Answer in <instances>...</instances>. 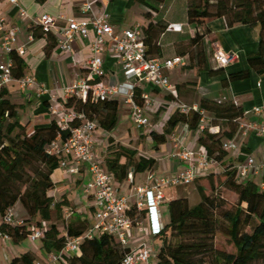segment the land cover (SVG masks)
I'll return each instance as SVG.
<instances>
[{"label":"trees","instance_id":"1","mask_svg":"<svg viewBox=\"0 0 264 264\" xmlns=\"http://www.w3.org/2000/svg\"><path fill=\"white\" fill-rule=\"evenodd\" d=\"M137 1L148 8L145 13L148 22L143 26L147 53L159 57V38L168 25L163 20H151L156 9L150 1L163 0ZM217 18H223L228 27L236 23L259 26L258 50L248 53L246 60L249 68L264 73V0H187L188 22L195 24L197 28L204 25L203 28H196L189 38L188 54L191 63L188 66H192L194 61L195 66L206 68L209 74L225 72L222 67L207 68L204 51L200 47L203 37L209 32L205 23ZM193 48H197L195 53L191 52ZM11 56L14 60L13 75L20 78L24 75L23 59L15 52ZM248 76L249 69L239 70L228 73L226 81ZM141 92V86L136 85L134 96L139 103H142ZM198 104L211 117L205 129L200 131L199 143L210 157L221 162L228 154V151L222 149V143L234 137L239 123L245 120L244 110L232 100L217 101L202 97ZM63 105L66 110L83 114V117L70 121L71 128L89 119L94 120L97 127L110 131L118 121V101L115 99L82 101L68 96L63 100ZM18 106L10 98L7 87L0 86V216L3 218L17 202L26 212L22 225H11L3 221L0 229L10 234L15 242H20L32 228L40 227L42 221H50L51 224L44 228L43 247L47 251H60L68 237L85 232L88 224L86 221H80L76 225L66 224V233L60 234L57 222L68 200L62 197L51 207L53 198L49 192L55 187L51 179L52 171L59 167L61 158L46 151L59 132L58 124L54 120L49 126L37 127L27 133L25 125L17 120ZM199 118L197 112L184 114L176 109L166 121L162 133L150 131L154 145L166 142L167 136L178 124L198 129ZM211 126H218V132L210 133L208 128ZM68 133L69 129L63 131L62 138L65 139ZM108 149L101 163L118 182L127 179L130 172L135 176L152 170L156 165L154 158L137 156L135 149L120 143L111 142ZM221 173L224 176V187L237 196L234 208H224L223 199L217 193H207L202 184L197 185L200 200L195 205H189L186 197L168 200L161 211L164 228L156 235L162 241L156 264H207L206 258L209 256L219 264L264 263V188L260 187L258 180L238 182L234 163L225 164L224 169L211 171L206 177L211 178L210 174ZM204 177L202 175L196 179L202 180ZM129 214L134 217V209ZM218 217L226 224L223 229L218 227ZM217 231L229 238L235 252L221 251L214 247ZM128 250L129 247H122L114 237L100 234L82 242L79 246L80 254H64L61 261L62 264H121L124 253ZM10 264L36 263L30 252H24L14 257Z\"/></svg>","mask_w":264,"mask_h":264},{"label":"crops","instance_id":"2","mask_svg":"<svg viewBox=\"0 0 264 264\" xmlns=\"http://www.w3.org/2000/svg\"><path fill=\"white\" fill-rule=\"evenodd\" d=\"M91 4V11L84 12L81 9L80 0H17V3H12L10 0H0V11L7 20L6 27L14 30L16 34L15 46H23L25 50L21 56L24 62L23 74L30 75L36 80V85L30 89L20 88L16 81L6 85L10 98L19 105L17 119L25 125L28 133L37 127L49 126L54 120L58 122L59 115L52 114L50 107L57 103H63V100L67 98L65 88L74 79L84 75L85 62L92 55L91 45L95 39V33L89 27L85 37L78 35L73 40L71 49L63 51L56 43L57 32L45 33L40 29L38 24L40 15L43 13L51 14L58 17L60 24H65L67 19L88 21L93 16L107 13L115 35H119L124 29L137 24L147 25L148 19L145 13L148 8L137 0H91ZM21 10H23V14H21ZM159 18L170 25L160 35L161 55L159 57L168 58L179 54L184 56L186 65L166 71L174 86V94L158 87L134 83L125 77L119 55L113 49L110 38L105 37V43L100 54L104 74L96 82L118 83L122 95L115 98L118 101L116 126L110 131L98 126L94 132L93 154L100 162L104 160L111 142L137 149L131 143L135 138L134 132L136 130L131 128L135 125L130 119V106L125 101V95L136 84L141 86L142 91L147 92L151 97L152 102L143 105V110L150 121L152 117L154 118L153 128L156 133L164 131L166 121L177 109V103H187L184 100L192 99L191 102L193 103H199L202 97L217 101L232 100L243 110H249L264 101V73L249 68L246 60L248 53L258 50L260 30L258 25L249 26L236 23L228 27L223 18L207 21L205 25L209 28V32L202 39L207 68L216 67L212 60V53L216 49L232 52L236 57L234 63L224 68L223 74H209L206 68L195 66L194 61L192 66H188L191 62L186 46H188L189 38L197 28L196 25L184 23L177 18L169 19L168 15H161L154 11L151 20L156 21ZM176 23L180 24V29L171 27L172 24ZM185 27L187 30H184ZM203 27L204 25H200L197 29ZM167 33H172L171 39L163 43L162 38ZM2 40L3 33L0 31V63H7L10 55L4 51ZM211 50L212 53H210ZM244 69H249L247 78L226 81L228 73ZM39 86H44L49 92L47 94L39 93ZM192 93L191 98L189 95ZM172 105L175 106H173V110ZM248 122L264 123V118L249 114L245 116L242 123ZM218 130V126L208 128L210 133L218 132ZM200 134L198 129H190L186 124L175 126L171 134L167 136L166 142L159 145L151 144L152 150L148 157L156 160L155 167L135 176L130 172L131 179L128 176L122 182L114 179L113 186L117 193L129 196L135 186L150 185L154 178L172 175L180 171L184 168L185 163L176 155L175 139H180V142L188 149L203 150V146L199 143ZM232 140L237 143L239 150L236 147L234 150L228 151L227 156L221 162L209 167L211 168L210 171L212 169L217 171L228 163H244L249 156L254 157L257 161L264 160V137L257 135L254 131L245 132L238 128ZM75 165L72 159L68 160L69 168H73ZM205 171L199 170L198 172L205 175L207 173ZM89 178L90 175L84 165H80L77 172H71L68 168L60 166L52 171L51 179L55 187L49 192V195L52 196L54 204L62 197L68 200V204L62 208L65 217L67 212H71L66 217V224L79 223L80 221H86L88 225L93 224V199L84 192V185ZM251 179L260 182L262 176L251 174L248 180ZM176 188L167 187L165 189V199L160 207L161 211H163L168 200L181 197ZM133 202L134 198L132 197L130 204L132 205ZM14 211L17 220L25 218V209L19 202L14 206ZM134 217L135 222L127 232V246L131 249L142 244L150 246V240L156 236L151 233L146 211H135ZM139 217L141 218L138 219ZM64 233L66 232L64 231ZM38 240L31 241L27 236L20 242L0 238V259L5 258L6 263L10 264L14 257L24 252H30L34 256L35 263L39 264L46 262L49 255L59 253V251H47L43 247L42 239Z\"/></svg>","mask_w":264,"mask_h":264},{"label":"built area","instance_id":"3","mask_svg":"<svg viewBox=\"0 0 264 264\" xmlns=\"http://www.w3.org/2000/svg\"><path fill=\"white\" fill-rule=\"evenodd\" d=\"M80 1L82 11H91V0ZM10 2L17 3V0H10ZM23 13V10H21V14ZM38 24L45 33L51 31L58 33L55 38L56 43L63 51L71 49L72 42L78 35L85 37L89 27L95 33V39L91 45L92 55L85 62L84 75L81 78L74 79L65 88L67 97L74 96L82 101H87L88 99L104 101L115 99L122 95L118 83L96 82L104 74L100 54L105 43V37L110 38L113 49L118 53L125 77L134 81V83L158 87L174 94V86L169 80L166 71L186 65L184 56L179 54L168 58L150 56L147 53V47L144 42L143 26L139 24L124 29L121 34L115 35L107 13L93 16L88 21L67 19L65 24H60L58 17L43 13L38 19ZM6 25L7 20L0 11V31L3 33L2 47L10 55L7 63H0V86H6L16 81L22 89L33 88L36 85V80L32 76L23 75L20 78H15L13 75L14 60L11 55L15 52L18 56H22L25 50L23 46H15L17 39L15 31L8 29ZM171 27L180 29V24H172ZM235 59L236 57L232 52L221 49H216L212 53V60L216 67L225 68L234 63ZM136 85L125 95V101L130 106V119L133 124L137 128L146 129L151 126V122L144 114L143 105L150 104L152 100L147 92L142 91L140 94L142 103L137 102L134 96V87ZM38 92L47 94L49 91L44 86H39ZM177 109L184 114L190 112L199 113V131H203L211 120L207 112L195 102H179L177 103ZM50 111L54 115H59L57 122L59 132L46 151L49 154L59 155L61 158L59 166L68 168L71 172H77L80 165L86 167L90 178L84 185V192L93 199L94 222L92 225H88V229L80 235L68 237L59 253L49 255L46 262L39 264H62L61 259H63L62 256L64 254L75 255L82 242L100 234L110 235L122 247H128L127 232L135 222V217L129 214L132 207L136 212L146 211L151 233L154 236L158 235L164 228L160 207L165 199V189L167 187L188 185L198 176L204 175L199 174V170H206L217 163L204 149H188L177 138L175 139L176 155L185 163L184 168L175 174L154 178L153 183L150 185L135 186L129 196L122 195L117 193L113 186V175L93 154L94 132L97 128L96 122L88 119L71 128L69 125L70 121L83 117V114L74 110H66L63 103L52 105ZM249 114L264 118V101L249 110H244L245 116ZM239 128L245 132L248 130L254 131L257 135L264 137V123H239ZM68 129L69 133L63 139L61 133ZM236 147L237 143L232 139L222 143V149L225 151L234 150ZM69 159H72L76 164L73 168L68 167ZM234 168L237 172L238 182H242L243 179L248 180L251 174L261 175L260 187L264 188V160L257 161L254 157L249 156L244 163H234ZM128 176L131 179V174ZM132 197L134 202L131 205L130 199ZM70 214L71 212H67L66 217ZM3 221L11 225L23 224V220L16 219L14 207L8 209L2 218ZM45 227L44 224H41L40 227L32 228L27 237L31 241L43 239ZM0 238L5 240L12 239L10 234L1 229ZM151 251L152 247L146 244L132 249L129 248L124 253L121 264H147L150 260Z\"/></svg>","mask_w":264,"mask_h":264},{"label":"rangeland","instance_id":"4","mask_svg":"<svg viewBox=\"0 0 264 264\" xmlns=\"http://www.w3.org/2000/svg\"><path fill=\"white\" fill-rule=\"evenodd\" d=\"M151 3L154 5V7L156 9L155 10L156 13L159 12L161 15H163V14L168 15L169 19L170 18H177V19L182 20L184 23H187V24L189 23L187 20V0H163L162 2L151 1ZM157 20H160V18ZM184 30H187V27H185ZM171 34L172 33H167L165 36H163L162 42L166 43L167 41H170ZM186 39H188V38L186 37ZM186 47L190 48V46H186ZM200 47H202V49H203L202 43L200 44ZM196 50H197V48H193L191 50V52L195 53ZM210 53H212V50L210 51ZM210 53H208V54L210 55ZM189 96H191V98H192L193 93ZM184 101H186L187 103H192L191 102L192 99L184 100ZM173 106L174 105H172V110L175 107V106L174 107ZM153 121H154V118L152 117V120L150 121L151 126L146 128V129H141V128L137 129V127L135 128V126H131L132 129L136 130L134 132L135 138H134V140H132L131 143H132L133 147L137 148V149H135L137 151V156L148 157V154H150V151L152 150L151 144L153 143V141H152L150 131H152V129L154 131ZM131 149H133V148H131ZM237 150H239V147H237ZM108 151H109V149H107L105 156L107 155ZM210 169L211 168L206 169L205 173L206 172L207 173L204 175L205 177L208 173H211V171H214V169H212L211 171H210ZM221 169H224V166L221 167L219 170H221ZM209 176H211V178H207V177L205 178L204 177V178H202V180L196 179L188 185L178 186L176 188L177 193L181 197H186L189 205H195L200 200L197 185L202 184L206 187L207 193H211L212 195H216V193H217V195L223 199V207L224 208H227V209L234 208L236 201H237V196L232 190L226 189L224 187V185H223V181H224L223 174L222 173L221 174H210ZM247 181H248L247 179H243L242 183H246ZM53 206H54V202L52 203L51 207H53ZM140 218L141 217H139L138 219H140ZM1 219H2V217L0 216V223L2 221ZM41 223L44 224L45 226L51 224V223H48V221H42ZM74 224L76 225L77 222H75ZM57 225L60 229V234L62 235V233H64V231L66 229V227H65L66 226V217L63 215V210H62L61 218L57 222ZM225 225H226L225 222L220 217H218L219 229H223V227H225ZM172 241H175V239H172ZM161 244H162V241L157 237H153L150 240V246L152 247V251L150 253V260L148 261L147 264H156L157 252H158ZM214 247L218 250H221V251L235 252V247L233 246L232 242L221 231H217L215 234ZM76 254H80L79 250L76 251ZM0 260H1V264H7L5 261V258L0 259ZM206 261H207V264H219V262L214 260L211 256H209V258H206ZM262 264H264V263H262Z\"/></svg>","mask_w":264,"mask_h":264}]
</instances>
